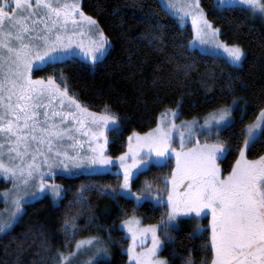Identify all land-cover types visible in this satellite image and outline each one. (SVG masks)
Wrapping results in <instances>:
<instances>
[{
	"label": "snow or ice",
	"instance_id": "obj_1",
	"mask_svg": "<svg viewBox=\"0 0 264 264\" xmlns=\"http://www.w3.org/2000/svg\"><path fill=\"white\" fill-rule=\"evenodd\" d=\"M218 6L243 7L264 20V0H218ZM161 8L181 25L190 19L189 46L222 49L231 65H241L243 47L219 39L222 29L208 19L201 0H161ZM109 47V38L98 21L83 11L80 0H0V176L12 182L3 193L8 207L0 212V234H6L21 218L26 203L47 192L54 201L62 198L64 189L54 181L55 175L115 168L117 186H103L99 189L103 194L165 208L157 224L142 225L135 215L121 221L131 240L125 250L129 264H170L160 256L166 242L173 240L168 230L181 216L199 220L209 215L210 233L203 247L211 251V257L202 264H264V154L254 159L247 155L264 140V106L241 129L243 143L226 175L219 161L232 149L220 139V132L236 123L234 109L238 108L241 117L246 114L239 107L242 97L213 109L202 124L192 119L177 125L182 103L178 101L177 108L166 109L154 128L133 132L126 149L111 156L108 132L119 131L118 114L108 106L102 112L82 106L68 94L63 76L57 83L53 75H32L37 65L77 52L95 63ZM183 67L188 70L191 65ZM227 87L231 91L232 85ZM213 136L216 139H210ZM170 161H174L170 175L162 180L147 177L153 167H164ZM142 176L140 188L133 191V182ZM90 190H94L92 184L81 185L78 204L86 203L83 192ZM65 225L66 234L80 230L75 216L65 220ZM208 230L198 224L192 235ZM42 247L49 250L46 242ZM84 250L92 251L88 264L99 254L110 255L104 240L93 235L76 240L67 254L57 251L55 264H70ZM183 264H195L191 252Z\"/></svg>",
	"mask_w": 264,
	"mask_h": 264
},
{
	"label": "trees",
	"instance_id": "obj_2",
	"mask_svg": "<svg viewBox=\"0 0 264 264\" xmlns=\"http://www.w3.org/2000/svg\"><path fill=\"white\" fill-rule=\"evenodd\" d=\"M81 6L109 38L106 54L95 63L79 55L50 62L34 69L33 76L53 75L58 82L63 76L70 93L82 104L95 111L108 106L118 114L119 131H109L108 153L113 156L126 149L130 134L152 129L166 109L177 108L178 101H182L180 117L192 118L232 103L233 97H242L239 107L246 114L241 117L238 108L234 109L236 123L220 132V139L232 149L221 160L222 170L230 171L243 143L241 129L264 106V20L243 7L219 8L216 0H201L208 19L222 29L221 38L243 47L245 57L236 67L224 56L189 46L193 35L190 24L181 25L161 8L160 0H82ZM148 12L150 17L145 16ZM186 64L191 65L190 69L185 70ZM228 84L232 85L231 91ZM261 154L264 140L247 153L249 158ZM172 166V161L164 167L155 166L147 177L159 176L162 180L170 175ZM144 178L133 182L134 191ZM55 180L64 189L58 203L46 194L26 204L21 218L6 234H0V264H55L57 251L67 254L73 251L76 240L93 235L104 240L110 255L92 264H125L129 239L120 222L135 213L147 223H158L165 212L163 206L151 202L137 205L130 199L103 194L99 190L103 186H117L114 172L59 174ZM88 184L94 190L83 192L86 203L80 205L79 190ZM9 187V181L0 178V195ZM73 216L80 230L66 234L65 220L71 221ZM198 224L209 230L193 236ZM168 231L173 240L166 242L161 253L170 264H183L189 252L195 264L210 259L211 251L203 247L210 233L208 217L182 218L178 228ZM45 242L48 251L42 247ZM82 256L71 258L70 264H82L78 262Z\"/></svg>",
	"mask_w": 264,
	"mask_h": 264
},
{
	"label": "rangeland",
	"instance_id": "obj_3",
	"mask_svg": "<svg viewBox=\"0 0 264 264\" xmlns=\"http://www.w3.org/2000/svg\"><path fill=\"white\" fill-rule=\"evenodd\" d=\"M161 1V0H160ZM82 2V0H80V3ZM216 2H217V5H218V0H216ZM202 7V6H201ZM186 23H188V24H190V26H191V21H190V19L186 22ZM100 27V26H99ZM192 28V27H191ZM101 29V28H100ZM219 39L221 40V41H224V42H226L225 40H223L222 38H221V35L219 36ZM226 43H228V42H226ZM228 44H230V43H228ZM193 48H197V49H199L200 51H202V52H206V53H212V54H217V55H221V56H224L226 59H227V54L226 53H224L223 52V50L222 49H220V50H213L212 48H211V46H206V48H207V50H204V49H202V48H200V47H198V46H196V47H193ZM109 49V48H108ZM108 51V50H107ZM106 51V52H107ZM245 52V51H244ZM106 54V53H105ZM104 54V55H105ZM75 55H79L80 57H82V58H84V59H86L87 61H90V62H92L91 60H89L87 57H85V56H83L81 53H79V52H77ZM75 55H67V56H60V57H57L56 58V60L55 61H59V60H63V59H66V58H69V57H71V56H75ZM103 55V56H104ZM102 56V57H103ZM47 64V63H46ZM45 65V64H44ZM44 65H37V68H39V67H42V66H44ZM34 69H36V68H34ZM32 75H33V73H32ZM33 78H36V77H34L33 76ZM57 83H61V82H58L57 81ZM63 86V85H62ZM67 88H68V86H67ZM68 94L70 95V96H74L73 94H71L70 93V91L68 90ZM76 99V98H75ZM77 100V99H76ZM79 101V100H78ZM82 104V103H81ZM231 104V103H230ZM230 104H227V105H230ZM82 106H84V107H86V108H88L90 111H93V112H102L103 110H101V111H95V110H93V109H90L89 107H87V106H85L84 104H82ZM223 106H226V105H223ZM222 107V106H221ZM165 112V111H164ZM163 112V113H164ZM179 112V111H178ZM211 112V111H210ZM209 112V113H210ZM162 113V114H163ZM162 114L160 115V117H159V119H161L162 118ZM208 114V113H207ZM207 114H204L203 116H200V117H192V118H183V117H180V114L178 115V117L176 118V124L177 125H179L180 124V122L181 121H184V120H192V119H198L199 120V122L202 124L203 123V118L207 115ZM168 115H169V118L171 117V112H169L168 113ZM232 118L234 119V115H233V112H232ZM158 119V120H159ZM155 127V126H154ZM153 127V128H154ZM149 131V130H148ZM147 132V131H146ZM139 133H144V132H139ZM131 135V134H130ZM108 136H109V132H108ZM200 139H201V141L203 142V140L205 139V137L202 135L201 137H200ZM210 139H216V137H211ZM109 142H110V137H109ZM109 145V144H108ZM176 147H179V144H178V142H177V144L175 145ZM190 146V145H189ZM109 154V153H108ZM109 155H111V154H109ZM111 156H113V155H111ZM249 158V157H248ZM223 159V158H222ZM221 159V160H222ZM249 159H254V158H249ZM221 160L219 161V163H220V166H221V169H222V165H221ZM172 163H173V166H174V161H172ZM115 171H116V169L115 168H113V169H111V171H108V170H102V171H97V172H92V173H103V172H114L115 173ZM223 171V170H222ZM223 174H227V173H224L223 172ZM57 175H59V174H57ZM57 175H55V177L57 176ZM55 177H54V181L56 182V183H58L56 180H55ZM0 178H2V179H4L2 176H0ZM5 180V179H4ZM7 181H9V183H10V187L8 188V189H10L11 188V185H12V182H11V180H7ZM51 182V181H50ZM59 184V183H58ZM6 190V189H5ZM4 190V191H5ZM4 191H2L1 192V195H0V201L2 202V207H1V209H0V212H3V210L5 209V208H7L8 207V205H6L5 203H4V199H3V193H4ZM134 191V190H133ZM46 194H48V195H50L51 196V198H52V195H51V193L50 192H47V193H44L43 195H41L40 197H42V196H44V195H46ZM63 195V194H62ZM39 197V198H40ZM53 199V198H52ZM61 199V198H60ZM60 199L59 200H57V201H54L55 203H58L59 201H60ZM27 204V203H26ZM25 204V205H26ZM25 205H24V209H25ZM132 215H135V216H137V217H139L140 219H141V223H142V225H149V224H157V223H147V222H145L144 221V219L139 215V214H132ZM192 216H181L180 218H178V220H177V222L175 223V226L174 227H172V228H170V229H175V228H178L179 227V225H180V220L182 219V218H191ZM205 217H208V223H209V220L211 219V217H210V215L209 216H205ZM205 217H202V218H200L199 220H201V219H203V218H205ZM126 219V218H125ZM124 219V220H125ZM123 221V220H122ZM119 226H120V228L122 229V227H121V222H120V224H119ZM122 230H124V229H122ZM124 232H125V234H126V236L128 237V239H129V243L131 242V240H130V236L126 233V230H124ZM148 243H150V241H148ZM127 249V248H126ZM125 249V250H126ZM126 252V251H125ZM81 254V255H80ZM82 254H83V256H82ZM92 255V251H89V250H84V251H81L78 255H76L75 257H73L74 259H77L78 258V256H82L81 258H80V260H78V262H80V263H82V264H88V260H89V257ZM109 255H104V254H99V255H97L96 257H95V261L97 260V259H99V258H107ZM160 256L161 257H164L163 255H162V253L160 252ZM164 258H166V257H164ZM167 259V258H166ZM93 260V261H94ZM77 262V263H78ZM125 264H129V262H128V259H127V262L125 263Z\"/></svg>",
	"mask_w": 264,
	"mask_h": 264
}]
</instances>
